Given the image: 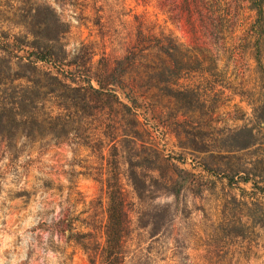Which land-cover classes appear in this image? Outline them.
<instances>
[{
  "label": "rangeland",
  "instance_id": "obj_1",
  "mask_svg": "<svg viewBox=\"0 0 264 264\" xmlns=\"http://www.w3.org/2000/svg\"><path fill=\"white\" fill-rule=\"evenodd\" d=\"M0 119V264H264V0H0ZM102 156L141 191L117 222Z\"/></svg>",
  "mask_w": 264,
  "mask_h": 264
},
{
  "label": "crops",
  "instance_id": "obj_2",
  "mask_svg": "<svg viewBox=\"0 0 264 264\" xmlns=\"http://www.w3.org/2000/svg\"><path fill=\"white\" fill-rule=\"evenodd\" d=\"M184 94H192L194 93L192 90H190V88L188 87V90H183ZM191 97H196L195 95L192 94ZM200 97V96H199ZM193 103V102H192ZM179 104H181V115H175L174 117L172 116V120L173 121V125L169 124V128H171L172 133L174 135V137L176 138L178 145L181 149H183L184 151H191L190 153L192 154H198L200 155V151L198 150L196 147H190L187 146V143L185 144L183 140L184 137L182 138L181 134L183 132L179 131V126L183 125L185 127H190V128H197L200 129L202 127V118L200 117L199 114H197L195 111L194 104H182L181 102H179ZM124 105V104H123ZM192 105L194 110H188L186 111V107ZM248 121L246 120L244 121H234L233 125L231 127L227 126V130L226 133L230 134L232 133V135L235 132H238L237 130H242V129H249L251 128V123L248 124ZM204 126V125H203ZM251 133H253L252 128L250 129ZM190 132L188 131L187 133L184 134H189ZM199 144V142H197ZM253 145L250 144L249 146H247L245 148V150L250 149ZM103 153V152H102ZM194 157V156H193ZM102 161V167H101V182H100V189L102 192V198L103 201L106 202L107 208L108 206L110 207L111 205V200L114 199L116 197L117 200H121L122 202L125 200V195L126 193H128L131 196H134L135 198L138 197L140 199L141 197V191L139 189H137V187L134 186V182H133V176H132V163L130 161L129 158L122 160L121 162H119V164H117V168L113 167V163H109L106 161V158H104L102 156L101 158ZM163 163H166V166H161L160 164H155V165H149V166H142V170L146 171L145 173L147 174V176H145L146 181H145V185L148 189L149 192L153 193V197H155V199H159V198H165L168 200H173L175 199L176 195H174L172 193V191L174 192L176 185L179 183V174L181 172L186 173L184 170H182L181 168H179V165L173 163L172 161H168L165 158H163L162 160ZM200 164L204 167H206L205 161H203L202 158H200ZM112 173H115V180L113 181L112 184ZM136 172H134L135 174ZM112 174V175H111ZM136 175V174H135ZM134 175V177H135ZM186 176V175H185ZM137 177V175H136ZM148 180H152V183L154 184V186L148 185ZM186 180V179H185ZM178 182V183H177ZM156 186H160V189L156 188ZM188 189V188H187ZM114 190V191H112ZM199 191V190H198ZM180 194V193H179ZM178 194V195H179ZM189 198L198 205V208H200V205L203 206L204 202V198L205 195L207 194L205 190H201V192L199 194H194L193 191L188 193ZM169 201V203H170ZM105 204V203H104ZM104 212H108V214L110 213V208H108L107 211ZM235 262L238 260V255H235ZM255 261L253 260V258H249V259H245L242 261V264H254ZM234 264V263H233Z\"/></svg>",
  "mask_w": 264,
  "mask_h": 264
},
{
  "label": "trees",
  "instance_id": "obj_3",
  "mask_svg": "<svg viewBox=\"0 0 264 264\" xmlns=\"http://www.w3.org/2000/svg\"><path fill=\"white\" fill-rule=\"evenodd\" d=\"M40 58H42V57H40ZM1 124H2V122H1V119H0V128H1ZM114 206L117 207V208L119 207L120 209L119 208L118 209L117 208L115 209ZM121 206H122V201L121 200L118 203H116L114 201V199L111 200V209H110L109 219L112 222H117L118 220L121 219V215H120ZM116 213H118V215ZM125 217H127V215ZM115 231L116 230L114 229V227L109 228V234L110 233L111 234H114ZM107 234H108V231H107ZM112 237H114V235H112Z\"/></svg>",
  "mask_w": 264,
  "mask_h": 264
}]
</instances>
